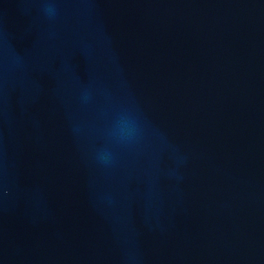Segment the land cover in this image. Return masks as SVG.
Listing matches in <instances>:
<instances>
[{
	"label": "water",
	"instance_id": "95a60500",
	"mask_svg": "<svg viewBox=\"0 0 264 264\" xmlns=\"http://www.w3.org/2000/svg\"><path fill=\"white\" fill-rule=\"evenodd\" d=\"M0 264H264V0H0Z\"/></svg>",
	"mask_w": 264,
	"mask_h": 264
}]
</instances>
